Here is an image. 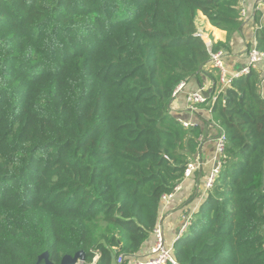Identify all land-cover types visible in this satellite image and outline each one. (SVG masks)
<instances>
[{"label": "trees", "instance_id": "trees-1", "mask_svg": "<svg viewBox=\"0 0 264 264\" xmlns=\"http://www.w3.org/2000/svg\"><path fill=\"white\" fill-rule=\"evenodd\" d=\"M239 9L240 0H0V264L79 252V264H128L141 251L203 135L169 105L181 84H201L211 54L229 52ZM199 14L224 43L194 37ZM254 26L264 53L261 12ZM206 75L217 86V72ZM261 78L251 70L215 97L223 164L172 246L177 264H264Z\"/></svg>", "mask_w": 264, "mask_h": 264}, {"label": "crops", "instance_id": "crops-1", "mask_svg": "<svg viewBox=\"0 0 264 264\" xmlns=\"http://www.w3.org/2000/svg\"><path fill=\"white\" fill-rule=\"evenodd\" d=\"M246 13V19L243 21L241 29L236 32L230 41L229 52L225 53L224 65L226 71L231 75L240 71L246 64L245 50L255 42V26L254 16L259 12L256 8L254 0H249L242 7ZM197 31L204 34L205 42L224 43L226 41V33L213 28L207 18L199 14L196 19ZM264 70V65L259 67ZM213 69L208 65L199 74L201 84L193 78L185 83L181 91L177 92L169 105V112L180 123L192 126H201L203 135L199 143L198 155L202 161V166L194 175L181 183L180 190L168 202H161L159 207L158 225L163 230L166 244L173 246L177 238L179 229L183 225L186 216L190 218L198 211L200 205L206 198L204 192V183L213 166V158L215 155L214 139L218 134V128L212 123L211 109L213 106V98L217 96V86L206 75ZM218 81V79H217ZM194 93H208V97H203L204 101L197 106L196 111H191L188 107L187 99ZM261 94L264 96V85H262ZM192 157V156H191ZM190 158V157H189ZM153 244V235L144 243L141 251L134 256L137 260H144L149 253Z\"/></svg>", "mask_w": 264, "mask_h": 264}, {"label": "built area", "instance_id": "built-area-1", "mask_svg": "<svg viewBox=\"0 0 264 264\" xmlns=\"http://www.w3.org/2000/svg\"><path fill=\"white\" fill-rule=\"evenodd\" d=\"M247 1L249 0H240V7H242L243 4ZM254 2L256 3L257 10L261 12L262 16L264 17V0H254ZM239 16L242 19V21L246 19V13L243 8L239 9ZM261 27L262 25H259V27L257 28L260 29ZM194 37L203 41L207 45V47L210 48L212 43L210 41L205 42L204 34L197 31L194 34ZM244 56L246 60V64L244 65V67L240 71L230 75L226 71V68L224 65L225 53L218 52L215 54H211L209 65L218 74L219 93L226 90L231 85L233 80L244 77L248 75L251 70H257L259 69L261 65H264V53L257 50L255 42L247 47V49L245 50ZM261 76H262L261 78L262 85H264V70H261ZM184 85L185 84H181L178 87L176 93L181 91ZM203 101H204V98L202 97V95H200L199 93H194L190 95L187 99L188 107L191 111H196L197 106L203 103ZM213 101H215V98H213ZM182 125L185 128L191 127V125L186 124V123ZM226 144H227V139H226L225 133L223 132V130L218 128V134L214 140L215 155L213 158V166L203 185L204 187L203 189L206 194L208 191L212 189L214 182L220 173V170L223 164L222 157L225 153ZM201 166H202V161L200 160L199 156L197 157L196 155L192 159H190L187 162L184 173H183V181L190 179L194 175V173L197 172V170L201 168ZM181 183L178 184L174 188L172 193L165 195L162 198L161 202L170 201L173 198V196L180 190ZM191 222H192V218H190L188 214L186 216V219L183 225L179 229L177 236L179 235L181 236L182 234H184L186 230L188 229V227L191 225ZM152 235H153V244L150 247L148 256L144 260H137L134 257H130L128 264H177L173 257L172 246H168L166 244L164 233L161 227L157 226V228L155 229ZM98 257L99 255H97V257L95 258L94 264L96 263V260L98 259ZM123 261H124V258L119 257L116 261V264H122Z\"/></svg>", "mask_w": 264, "mask_h": 264}, {"label": "water", "instance_id": "water-1", "mask_svg": "<svg viewBox=\"0 0 264 264\" xmlns=\"http://www.w3.org/2000/svg\"><path fill=\"white\" fill-rule=\"evenodd\" d=\"M203 97H208V93H202ZM84 260L83 254L81 252L75 254L74 257L65 256L62 258L60 264H79ZM44 261L45 264H53L48 260V254L43 253L41 256H39L37 264L39 262ZM112 264H116L115 260L112 261Z\"/></svg>", "mask_w": 264, "mask_h": 264}, {"label": "rangeland", "instance_id": "rangeland-1", "mask_svg": "<svg viewBox=\"0 0 264 264\" xmlns=\"http://www.w3.org/2000/svg\"><path fill=\"white\" fill-rule=\"evenodd\" d=\"M214 140H215V139H214ZM198 151H199V149H198ZM196 155H198V153H197ZM196 155H195V156H196ZM193 157H194V156H193ZM193 157H190L189 160L192 159ZM189 160H188V161H189ZM98 230H99V232H101V231H102V227H99ZM162 231H163V230H162ZM116 261H117V260H116ZM116 261H115V262H116Z\"/></svg>", "mask_w": 264, "mask_h": 264}]
</instances>
